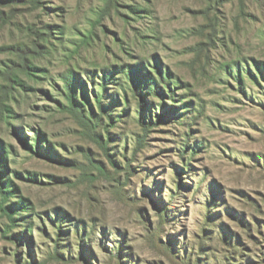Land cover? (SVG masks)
<instances>
[{
    "label": "rangeland",
    "instance_id": "rangeland-1",
    "mask_svg": "<svg viewBox=\"0 0 264 264\" xmlns=\"http://www.w3.org/2000/svg\"><path fill=\"white\" fill-rule=\"evenodd\" d=\"M0 140V264H264V0H0Z\"/></svg>",
    "mask_w": 264,
    "mask_h": 264
},
{
    "label": "trees",
    "instance_id": "trees-1",
    "mask_svg": "<svg viewBox=\"0 0 264 264\" xmlns=\"http://www.w3.org/2000/svg\"><path fill=\"white\" fill-rule=\"evenodd\" d=\"M147 73H148V71H147ZM161 78H162V80H164L165 79V74L164 75H161ZM108 79H109V77L108 76H106V77H104V80L107 82L108 81ZM77 86L74 84V79H73V81H71V82H68V90H69V94H68V99H69V101H70V104L77 110V111H81V109H83V108H85V105H84V103L83 102H78L79 100H78V91H77V89L78 88H76ZM80 93L82 94V98H86V100H87V102H88V98H87V94H86V91H83L82 89H81V91H80ZM106 93L105 92H103L101 95H99L96 99V103L100 106V110L102 111V112H107L108 110H107V108H108V105L107 104H105L103 101H102V99L104 98V95H105ZM90 102V101H89ZM88 102V103H89ZM90 104V103H89ZM86 111V110H85ZM91 114H92V116L93 115H95V116H97L96 115V112L94 111V110H92L91 111ZM84 117H87V115H83ZM43 136H44V134L43 133H41ZM0 142L1 143H3L1 140H0ZM37 148H39L40 147V143H39V139H37ZM4 160H6V157H5V150H4V148H3V145H1L0 144V165H1V162L2 161H4ZM4 167V166H3ZM4 170V171H3ZM3 170L1 169V166H0V189H1V191H2V193L5 195V198L7 199L8 198V196H10L11 195V189H12V185L13 184H10V183H8L6 180H4V177H5V174H4V172L5 171H9L8 170V167H4L3 168ZM24 201H26L25 199H24ZM22 202V204H15V206H12V205H9L8 207L6 206L5 208H1L2 210H4L5 211V214H7V215H9L10 216V218H12V219H15V216H14V214H16L18 211H25V209H27V208H30V207H28L27 206V204H26V202ZM23 208V209H22Z\"/></svg>",
    "mask_w": 264,
    "mask_h": 264
}]
</instances>
